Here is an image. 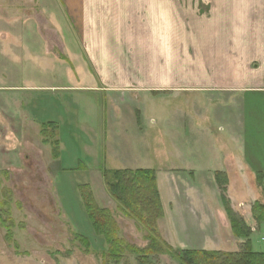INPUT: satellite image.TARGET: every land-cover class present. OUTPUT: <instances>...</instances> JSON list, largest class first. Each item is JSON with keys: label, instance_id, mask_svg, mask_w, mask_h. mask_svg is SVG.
<instances>
[{"label": "rangeland", "instance_id": "374dc122", "mask_svg": "<svg viewBox=\"0 0 264 264\" xmlns=\"http://www.w3.org/2000/svg\"><path fill=\"white\" fill-rule=\"evenodd\" d=\"M45 3L0 0V264H180L173 253L182 250H240L245 239L233 235L227 216L226 221L212 214V180L193 179L185 172L164 181L159 174L164 211L155 226L157 247L163 251L131 250L150 244L147 233L119 211L100 165L107 178L120 161L174 168L183 159L207 170L219 160L213 138L189 121L180 135L187 142L172 147L171 139L179 135L175 131H181L173 122L187 119L172 113L173 101L164 103L155 92L97 89L100 83L90 78L74 36L78 23L60 20L58 5L50 7L55 17L47 21L41 15ZM15 7L18 13L11 10ZM33 8L40 10L38 17ZM26 14H33V20ZM41 122L57 125L41 133ZM83 185L84 193L91 191L96 204L112 213L122 240L116 256L103 254L109 244L94 234L79 192ZM246 194H252L248 187ZM195 196L198 206L191 204ZM232 209L250 229L252 249L264 251V222L258 230L247 213L239 214L243 202Z\"/></svg>", "mask_w": 264, "mask_h": 264}, {"label": "crops", "instance_id": "0c3cea01", "mask_svg": "<svg viewBox=\"0 0 264 264\" xmlns=\"http://www.w3.org/2000/svg\"><path fill=\"white\" fill-rule=\"evenodd\" d=\"M45 1L41 15L47 21L55 17L50 7L58 5L60 20L78 23L74 36L90 78L100 83L96 87L155 92V98L162 102L173 101L172 113L187 121L173 122L181 131H175L179 135L170 145L187 142L180 135L184 123L191 121L197 130L212 136L219 157L207 170L183 159H177L174 165L178 167L174 168L128 166L120 161L122 164L109 170L153 169L163 211L159 174L163 181L184 172L193 179H211L212 214L219 218L226 215L214 173L224 172L232 208L243 202L244 209L237 212L247 213L255 224L251 206L255 201L264 204V199H259L264 197V181L259 185L255 179L257 173L264 174V0ZM18 9L11 10L18 13ZM32 10L38 17L40 10ZM25 16L30 19L33 14ZM165 91L173 92L166 95ZM221 131L225 134L218 133ZM190 139L195 142L194 137ZM247 187L252 190L250 196ZM202 192L204 207L209 209L210 201ZM197 197L192 199L194 206L200 205Z\"/></svg>", "mask_w": 264, "mask_h": 264}, {"label": "trees", "instance_id": "16d2710c", "mask_svg": "<svg viewBox=\"0 0 264 264\" xmlns=\"http://www.w3.org/2000/svg\"><path fill=\"white\" fill-rule=\"evenodd\" d=\"M55 129V124L48 122L42 123L41 133L46 127ZM58 147L52 155L58 157ZM103 172L105 186L111 199L115 202L119 211L133 219L138 227L146 231L145 238L149 239L150 244L143 249L130 246L132 251L139 254L163 251L157 247L159 239L157 237V228L155 222L163 215V209L159 198V191L153 169H115L109 170L111 178L107 175L103 165L100 166ZM215 182L220 190L219 197L225 215L229 219L231 232L233 235L244 238V244L241 249L233 252H222L215 250H182L179 253H173L180 264H264V251H255L252 249L249 239L250 229L244 224L241 217L230 207V202L226 197L227 176L224 172L216 171L214 173ZM256 182L263 184L264 174H256ZM81 188V198L85 211L89 217L94 234L103 236L109 244V248L103 254L106 256H116L122 240L117 237V230L114 226L112 213L107 208H101L96 204L92 192L84 193ZM79 188V190H80ZM252 217L255 224L259 226L264 222V204L255 201L251 206ZM257 228V229H258ZM252 230V228H251ZM259 230V229H258ZM83 237V236H81ZM87 239L86 237H83ZM166 250L171 252L172 248L161 241Z\"/></svg>", "mask_w": 264, "mask_h": 264}]
</instances>
